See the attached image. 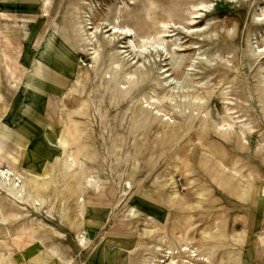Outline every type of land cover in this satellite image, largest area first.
Instances as JSON below:
<instances>
[{
    "label": "rangeland",
    "instance_id": "rangeland-1",
    "mask_svg": "<svg viewBox=\"0 0 264 264\" xmlns=\"http://www.w3.org/2000/svg\"><path fill=\"white\" fill-rule=\"evenodd\" d=\"M0 6V264L264 263V0Z\"/></svg>",
    "mask_w": 264,
    "mask_h": 264
},
{
    "label": "bare ground",
    "instance_id": "bare-ground-1",
    "mask_svg": "<svg viewBox=\"0 0 264 264\" xmlns=\"http://www.w3.org/2000/svg\"><path fill=\"white\" fill-rule=\"evenodd\" d=\"M3 0H0V2H2ZM48 11V10H46ZM0 14H2V16H7V15H13V16H16L17 18H19V16H21L20 14L18 13H14V12H8V11H5L3 10L2 6H0ZM62 37H64L66 39L67 42H70L69 39L70 36H69V33H64L62 35ZM114 86V85H113ZM68 157V156H67ZM70 160L67 159L68 162L71 166H73V164L76 163V160H75V157L73 155H70ZM51 171V169H50ZM53 172V170H52ZM51 172V173H52ZM50 173V172H49ZM49 175V174H48ZM51 175V174H50ZM47 176V175H46ZM23 177L21 176V174H19L18 172H16L9 164H3L2 166H0V185L2 187L5 188V190L10 194V195H13L14 197H16L17 199H20L21 200H26L28 203L30 202V200H32L31 204H32V207L34 209H37L38 210V206H41L40 203L42 202V198H44V194L43 196L38 195L39 192H41L40 190L38 191L37 190V195H35L33 189H30L32 188V186H28V183H26L25 181L22 180ZM44 183V182H43ZM47 183V182H46ZM49 183V181H48ZM47 183V184H48ZM44 185V184H43ZM41 184V186H43ZM51 186V184H49ZM53 185V184H52ZM0 186V187H1ZM38 186V185H37ZM48 186V185H47ZM46 184H45V187H47ZM40 187V185H39ZM38 187V188H39ZM36 188V189H38ZM41 188V187H40ZM44 189V188H42ZM41 189V190H42ZM35 190V189H34ZM46 190V189H44ZM49 190V188L47 189V191ZM48 197V196H47ZM49 197H51V195H49ZM52 198V197H51ZM50 198V199H51ZM47 199V198H46ZM259 208L260 209H263L264 208V204L263 202H261V204L259 205ZM81 240H83L84 238H80ZM185 264V263H184ZM264 264V263H263Z\"/></svg>",
    "mask_w": 264,
    "mask_h": 264
},
{
    "label": "crops",
    "instance_id": "crops-1",
    "mask_svg": "<svg viewBox=\"0 0 264 264\" xmlns=\"http://www.w3.org/2000/svg\"><path fill=\"white\" fill-rule=\"evenodd\" d=\"M20 53L21 51L19 53L16 52L11 54L12 57L16 58V61H14L6 59L0 52V87H18L21 81L25 78L26 68H21L19 63ZM10 66H13V75L8 69ZM3 96L4 95L1 92L0 98H3Z\"/></svg>",
    "mask_w": 264,
    "mask_h": 264
}]
</instances>
